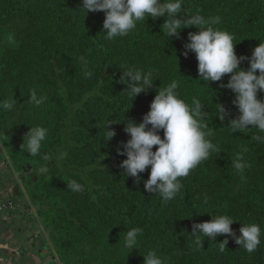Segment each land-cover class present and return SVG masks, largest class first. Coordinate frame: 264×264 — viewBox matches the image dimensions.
<instances>
[{"label":"trees","instance_id":"16d2710c","mask_svg":"<svg viewBox=\"0 0 264 264\" xmlns=\"http://www.w3.org/2000/svg\"><path fill=\"white\" fill-rule=\"evenodd\" d=\"M81 7V0H0V101L16 99L12 110H0V147L10 157L0 166V184L16 185L18 198L26 192L31 202L46 207L43 224L61 264H143V254L152 250L164 264H264V142L254 139L264 133L229 125L240 114L235 94L221 86L231 74L207 84L199 80L195 53L183 55L188 33L198 27L170 39L161 27L166 17H149L127 36L108 40L102 32L105 13L87 14ZM195 14L219 17L215 27L235 35L238 55L250 57L264 40V0H183L178 15ZM121 67L152 70L157 79L134 99L120 81ZM240 67L248 68V61ZM173 80L181 96L205 105L217 151L179 178L181 192L165 203L144 190L150 166L136 184L120 167L126 157L116 148L130 138L124 131L128 120L141 122L159 88ZM33 89L46 96L43 104L28 100ZM258 95L264 99V92ZM219 104L226 109L223 120ZM113 121L116 136L105 141L106 125ZM31 126L48 129L37 156L22 149ZM237 156L247 165L243 172L233 167ZM71 180L84 191L68 189ZM15 211V221L22 222L24 209ZM221 214L238 220L232 225L237 235L243 223L261 226L255 252L231 237L221 252L222 235L216 240L201 235L203 246L196 245L193 224ZM134 227L142 234L139 249L131 251L123 238Z\"/></svg>","mask_w":264,"mask_h":264},{"label":"clouds","instance_id":"9594fccd","mask_svg":"<svg viewBox=\"0 0 264 264\" xmlns=\"http://www.w3.org/2000/svg\"><path fill=\"white\" fill-rule=\"evenodd\" d=\"M81 3L80 9L86 10L87 14L100 11L105 13L102 32L106 33L105 38L108 40L127 36L138 22L149 17H166L161 27L164 35L170 39H180L184 28L198 27L199 31L188 33L183 55L187 57L189 53H195L199 80L207 84L221 82L226 74H231L227 84L221 86L235 94L233 104L240 114L229 125L234 131L256 128L264 133V99L258 95L264 92V40H260L253 48L250 57L238 55L235 35L215 27L220 23L219 17L205 18L199 14L179 16L183 0H81ZM9 40L14 43L11 37ZM245 60L249 63L246 69L240 67ZM121 69L123 75L120 81L127 85L128 95L134 99L152 88L157 79H153L152 70L133 67ZM87 75L90 76L91 73ZM28 96V100L36 106L46 100V96H38L35 89ZM15 103L14 97L0 101V110H12ZM219 105L217 116L223 120L227 114L226 109ZM205 117V105L199 99L192 98L189 102L186 97L181 96L177 80H173L167 87L159 88L142 121L137 123L135 120H128L125 125L124 131L130 138L121 141L116 148L118 155L126 157L120 167L127 173V177L135 178L134 182L139 184L143 179L141 174L150 166L149 176L143 180L145 192L158 193L165 203L174 200L183 188L179 178L187 177L191 170L217 151V146L212 141L214 129L205 122ZM113 123L115 122L106 125L105 141H111L116 136L115 130L110 127ZM47 135L46 127L31 126L24 136L22 149L26 147L31 156H37ZM254 139L264 142V137L258 135ZM154 146H157L155 150ZM242 160V156H237L232 162L233 167L240 172L247 166L240 162ZM67 187L73 192L84 191L76 180H71ZM236 221L238 220L228 214H221L212 215L208 221L194 223L191 231L194 242L197 246H203L201 235L211 240L222 235L225 239L221 242V252L228 245L229 237L248 253L255 252L261 244V226L258 223H243L239 229L240 234L237 235L232 228ZM141 234L142 229L139 227L127 230L123 238L125 248L131 251L139 249L138 237ZM143 256V264H164L155 250Z\"/></svg>","mask_w":264,"mask_h":264},{"label":"crops","instance_id":"0c3cea01","mask_svg":"<svg viewBox=\"0 0 264 264\" xmlns=\"http://www.w3.org/2000/svg\"><path fill=\"white\" fill-rule=\"evenodd\" d=\"M17 194L16 185L0 184V201L23 203ZM24 195L27 197L26 192ZM15 212L0 211V264L8 261L16 264H61L50 237L31 236V227L24 221L17 223L15 218L18 214Z\"/></svg>","mask_w":264,"mask_h":264},{"label":"built area","instance_id":"2783aa9c","mask_svg":"<svg viewBox=\"0 0 264 264\" xmlns=\"http://www.w3.org/2000/svg\"><path fill=\"white\" fill-rule=\"evenodd\" d=\"M7 160L10 162V157L7 154V152L0 147V162L3 164V162ZM19 207H25L23 208L25 211V218L24 222L31 227V236L34 238L42 237H50L49 235V229H47L44 224L42 217H39V212H42L45 208L44 205H42L39 202L33 203L30 200L26 203H20L18 201L13 200H5L0 201V211H6V210H16ZM4 264H16L12 261L5 262Z\"/></svg>","mask_w":264,"mask_h":264},{"label":"rangeland","instance_id":"374dc122","mask_svg":"<svg viewBox=\"0 0 264 264\" xmlns=\"http://www.w3.org/2000/svg\"><path fill=\"white\" fill-rule=\"evenodd\" d=\"M0 165H1V162H0ZM1 170V169H0ZM16 174V178L17 179H20L21 180V176L19 177L18 175H20V173H15ZM24 200V203H26V202H28L30 199H29V197L27 196L26 198H24L23 199ZM31 201V200H30ZM23 208H25V207H23ZM44 208H46V207H44ZM45 210V209H44ZM39 217H42V212H39ZM24 218L25 217H23V219H22V221H24Z\"/></svg>","mask_w":264,"mask_h":264}]
</instances>
